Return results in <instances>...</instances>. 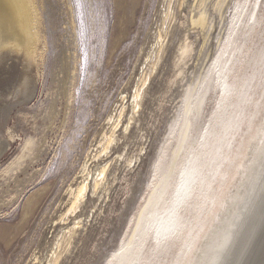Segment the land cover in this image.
Instances as JSON below:
<instances>
[{
	"label": "rangeland",
	"instance_id": "374dc122",
	"mask_svg": "<svg viewBox=\"0 0 264 264\" xmlns=\"http://www.w3.org/2000/svg\"><path fill=\"white\" fill-rule=\"evenodd\" d=\"M235 1L228 0L220 26L215 13L218 23L202 55V33L187 22L197 0L177 8L179 21L170 27L140 111L124 133L133 93L151 65L148 57L156 49L166 1L31 0L33 61L19 50L0 51V137L10 141L0 157V264H47L76 214L85 226L59 264H104L120 247L149 191L152 162L169 122L182 106L193 72L210 65L217 36L227 34ZM212 4L208 2V9L214 12ZM184 42H193L194 51L180 60L178 49ZM25 76L33 92L15 103L10 93ZM122 107L116 133L121 140L94 158L110 128L109 117ZM30 138L34 143L23 152ZM121 152L140 157L129 167L125 159L113 161L109 179L117 180L107 199L90 193L62 221L84 165L93 174Z\"/></svg>",
	"mask_w": 264,
	"mask_h": 264
},
{
	"label": "bare ground",
	"instance_id": "6f19581e",
	"mask_svg": "<svg viewBox=\"0 0 264 264\" xmlns=\"http://www.w3.org/2000/svg\"><path fill=\"white\" fill-rule=\"evenodd\" d=\"M165 1L156 49L133 93L124 133L140 111L170 27L179 21L177 8L186 2ZM209 1L214 12L208 9ZM227 2L197 0L187 17L190 28L202 33L200 55L218 23L215 13L220 15V26ZM235 2L227 34L217 36L215 56L208 67L193 72L182 106L169 122L152 162L147 196L120 247L104 264H264V0ZM33 21L31 0H0V51L19 50L28 62L33 61ZM193 51L194 43L184 42L178 57L182 60ZM31 85L25 76L10 93L15 103L30 96ZM124 107L109 117L110 128L94 158L107 154L121 140L116 133ZM9 143L0 137V157ZM33 143L28 139L23 152ZM139 157L118 153L93 174L85 164L82 180L70 189L71 203L62 221L78 211L90 193L107 199L117 180L116 176L110 180L108 174L114 160L125 159L123 164L129 167ZM74 218L57 239L47 264H59L85 226L83 217Z\"/></svg>",
	"mask_w": 264,
	"mask_h": 264
}]
</instances>
